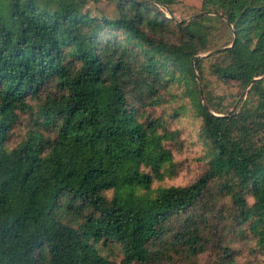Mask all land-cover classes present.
<instances>
[{"label": "trees", "instance_id": "1", "mask_svg": "<svg viewBox=\"0 0 264 264\" xmlns=\"http://www.w3.org/2000/svg\"><path fill=\"white\" fill-rule=\"evenodd\" d=\"M88 2L0 4V264L207 248L239 264L248 239L264 252V0H200L181 18L175 0H112L113 18ZM168 102L201 121L209 160L192 183L153 186L176 173L175 135L143 108Z\"/></svg>", "mask_w": 264, "mask_h": 264}, {"label": "rangeland", "instance_id": "2", "mask_svg": "<svg viewBox=\"0 0 264 264\" xmlns=\"http://www.w3.org/2000/svg\"><path fill=\"white\" fill-rule=\"evenodd\" d=\"M175 1L176 4L173 7L176 9L175 15L177 18L185 17L184 15H187L191 5L200 4V0ZM85 11L89 12L91 15L97 16L105 15L111 18L117 16L115 3H113L112 0H89L85 5ZM230 46L231 44H228L226 48ZM222 49L223 48L214 50L210 52V54H215ZM197 85L202 88L200 78H197ZM177 91L178 89L175 87L173 92ZM172 96L173 93H168L165 95V98L170 99ZM173 100L175 101V99ZM177 106L178 105H176L175 102H168L143 108V111L148 112L151 116L165 117L168 126V129H166L174 132L175 135L174 139L167 140V145L171 148L174 155V162L177 166L176 173L172 174L170 177H165L162 181H155L153 186L187 185L194 182L203 169L208 165L209 147L201 137V134L203 135L201 121L198 118H195L191 112L181 113L178 116H175L173 108ZM165 113L167 114L165 115ZM28 121L29 115L22 114L21 120L17 124V128L13 130L12 134L9 136L8 144L10 146L14 145L16 141H19L24 135L27 130ZM237 246L243 249V254L238 257L239 264H264V252L252 251L251 248L253 245L251 240L248 239L244 243H238ZM105 252L113 260L115 259L119 263H121V260L124 258L122 247L117 243H111L108 246H105ZM214 259L215 254L207 248V250L199 253L195 260L192 261L186 255L172 253L157 258L155 261H152L151 264H210Z\"/></svg>", "mask_w": 264, "mask_h": 264}, {"label": "snow or ice", "instance_id": "3", "mask_svg": "<svg viewBox=\"0 0 264 264\" xmlns=\"http://www.w3.org/2000/svg\"><path fill=\"white\" fill-rule=\"evenodd\" d=\"M3 3V0H0V4H2Z\"/></svg>", "mask_w": 264, "mask_h": 264}, {"label": "water", "instance_id": "4", "mask_svg": "<svg viewBox=\"0 0 264 264\" xmlns=\"http://www.w3.org/2000/svg\"><path fill=\"white\" fill-rule=\"evenodd\" d=\"M223 50V49H222ZM216 52V51H215Z\"/></svg>", "mask_w": 264, "mask_h": 264}]
</instances>
